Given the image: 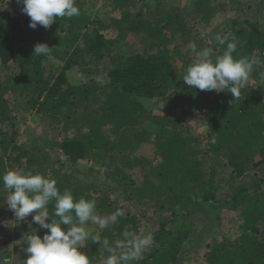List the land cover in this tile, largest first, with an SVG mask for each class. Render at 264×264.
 <instances>
[{"label":"trees","instance_id":"1","mask_svg":"<svg viewBox=\"0 0 264 264\" xmlns=\"http://www.w3.org/2000/svg\"><path fill=\"white\" fill-rule=\"evenodd\" d=\"M96 1L76 0L80 15L58 18L50 28L35 30L21 13L22 4L17 3L14 11L0 8V70L4 71L0 121L10 122L17 111L22 116L23 111L36 113L47 123V130L59 131L49 143L57 158L51 166L45 165L42 155L37 157L22 146L12 157L15 138L0 132V176L15 164V169L55 179L61 191L71 189L77 199H94L101 216L123 209L125 216L116 225L98 233L99 243H93L98 234L89 235L82 251L91 264L107 257L105 238L112 245L122 239L124 230L140 234L141 205L150 206L153 217L158 214L157 226L144 230L152 234L153 243L134 264H186L185 252L196 245L191 238L195 223L214 215L220 226L222 214L234 211L241 221L238 236L214 238L206 245L204 264H264V63L254 68L240 98L233 102L231 93L186 85L182 79L191 62L179 67L172 61V54L190 42L222 54L226 45L218 44V28L219 37L231 34L239 41L234 55L254 54L264 61V0H249L246 9L255 8L253 18L237 11L219 21L217 29L205 35L212 38L207 45L204 34L197 35L201 40L194 38L196 27L190 22L208 25L227 11L223 1L212 5L211 0H189L191 8H182L177 2L163 6L158 0H104L97 11ZM136 36L140 52L125 57L115 51ZM37 43H46L49 54L34 56ZM76 67L84 74L82 83L71 79ZM103 73L106 83L94 82ZM161 101L201 108L206 137L172 113L155 114L150 105ZM146 122L159 127L153 138L142 126ZM143 143H152V160L133 156ZM82 163L90 164L89 174L103 171V179L86 183L76 178L69 167L76 169ZM138 171L145 173L138 178ZM223 171L224 177L219 178ZM111 192L118 193L114 200ZM8 194L0 182V200ZM48 207L51 216L53 205ZM6 208L1 205L0 210ZM22 230L41 237L47 231L32 223L31 215L22 221Z\"/></svg>","mask_w":264,"mask_h":264},{"label":"clouds","instance_id":"2","mask_svg":"<svg viewBox=\"0 0 264 264\" xmlns=\"http://www.w3.org/2000/svg\"><path fill=\"white\" fill-rule=\"evenodd\" d=\"M17 3L22 4L21 13L30 18L29 27L33 30L41 26L48 29L58 18L80 15L76 0H17ZM217 41L219 45H226L219 55L210 47L198 49L195 42L188 44L195 59L187 66L182 80L200 91L231 93L234 102L240 98L254 68L264 61L254 54L234 55L239 41L231 34L218 36ZM49 51L46 43L34 46V56H46ZM0 182L8 190L7 207L17 221L31 215L32 223L47 230L42 237L37 232L23 237L27 244L24 264H91L89 256L82 251L90 235L88 222L106 229L125 216L121 208L107 215L97 214L94 199L84 196L77 199L71 189L61 191L55 179L39 172L9 169L0 176ZM50 203L53 205L51 216ZM153 239L150 232L140 235L128 230L112 245L105 238L102 243L108 255L102 264H134L152 245ZM99 242L100 236L96 235L93 243Z\"/></svg>","mask_w":264,"mask_h":264},{"label":"rangeland","instance_id":"3","mask_svg":"<svg viewBox=\"0 0 264 264\" xmlns=\"http://www.w3.org/2000/svg\"><path fill=\"white\" fill-rule=\"evenodd\" d=\"M151 2H155L156 0H150ZM211 4L214 5L216 3L223 1L227 5V11L224 13H219L215 16L214 21L210 22L208 25H204L199 20L192 19L190 24L195 25V31H194V38L201 40L197 35L204 34V38L202 39L205 42V45L207 43L212 41V38L205 36L210 35L212 31L217 29L216 26L219 21H222L223 19H227L232 17V15H235L237 11L247 13V15L254 17L255 14V8L251 9L249 7L246 9V6L250 5L249 0H211ZM232 1L233 4L231 3ZM180 5L182 8H191L192 4L189 0H158V3H161L163 6H167L170 4H177ZM104 5V0H97L95 2L94 10H100ZM233 5V6H232ZM236 5V6H235ZM255 7V6H254ZM258 7V6H257ZM0 8L1 9H8L11 11H14L18 9V4L16 0H0ZM247 11V12H246ZM258 9H257V18L261 15H258ZM103 19H105L103 17ZM221 29V28H220ZM222 30H219L218 28V34L215 37H218ZM216 40V39H215ZM140 37L136 36L134 37V40L132 42H125L120 45L119 48H117L115 51L118 52L120 55H124L125 57H129L130 55H133L135 53H138L142 50V46L140 43ZM180 39L177 37L176 44L179 45ZM198 49H202L205 46L197 45ZM179 52H174L173 55V62L177 66H182L183 63H190L192 60L195 59L194 54L192 53L191 49L187 46H182L179 48ZM106 63L104 64L105 67H108V60H105ZM3 70H0V75L3 74ZM71 79L74 83H82L84 74L81 73L79 68H74L72 72L70 73ZM107 81L105 73L100 74L99 76L95 77L94 82L99 83L101 85H104ZM18 95V94H17ZM16 97V101L18 104H22V99L20 97ZM15 102L11 101V107ZM152 109L154 110V113L160 116H163L164 114L172 113L175 116L176 120H179L181 122L186 123L188 126H190L191 130L194 131L196 134H199L202 138H205L207 135V127L206 122L204 120V113L201 111V108L197 107L196 105H192L191 107H185L182 108L179 106H173L172 104H166L164 102H158L156 105H150ZM183 110V111H182ZM15 111V110H14ZM18 112V111H17ZM14 112L11 114L10 122L9 121H0V132L5 134H13L12 137H14L15 142L12 147H10V155L12 157L16 156L18 153L17 147H24L28 149L33 155L39 157L40 155L43 156V159L45 160L44 163L47 166H51L53 162L57 159L55 153H53L50 149L49 143L51 140H53L57 135L59 131H52L47 130V123L43 122L41 120V117L36 114H29L25 113L23 111L22 113ZM25 119V121H24ZM143 128L148 131L151 135L156 134L159 130V127L156 125H153L151 122H146L143 125ZM13 147H16L14 150H12ZM135 157H142L149 160H152L154 157V147L152 146V143H143L139 146L138 151L133 154ZM15 164H12V168L9 167V169H15ZM90 166L88 163H82V167H78L76 169L69 167L70 171L73 173V175L76 178H82L81 181H85L86 183H94L97 180L103 179V171L100 174L95 173H88L86 170ZM136 168L135 170H137ZM134 171V170H133ZM144 171H138V178L141 177V174H144ZM137 175V174H136ZM225 171L220 172V175H218L219 178L224 177ZM137 177V176H136ZM114 189V188H113ZM110 191H113L112 189H109ZM118 192V191H117ZM118 193L111 192L109 196L114 200L116 195ZM7 198V195L4 197ZM121 202V201H120ZM123 204L125 208H130L128 205H125V202L119 203ZM1 205H6V200H0V209ZM138 207V203L135 205ZM132 208H130L131 211ZM140 209L141 215L140 220L142 221V225L140 226V235L146 233L144 230L148 231L150 229L156 228V219L158 214L154 215V210L150 206H144L141 205ZM156 212V211H155ZM238 213L237 211L234 212H224L222 214V224L220 226H217L216 220L214 219V215L210 216L207 221L201 220L197 221L195 223V226L192 229L191 238L195 241L196 245L193 248H189L187 252H185L183 259L184 263L186 264H204V255L207 252L206 245L209 243H212L211 241L215 238L218 241H223L226 239H235V237L238 236V227L241 224V221L238 220ZM149 223V226H146V223ZM155 222V224H154ZM87 231L89 234H100L101 230L98 225L95 224H88ZM98 234V235H99ZM28 236L25 232L22 230V221H17L13 213L8 209V207L1 211L0 210V264H24V260L27 258L25 255L24 249L27 247V244L24 242L23 237ZM149 249V248H148ZM148 249L146 251H148ZM145 251V252H146ZM104 257V256H103ZM106 257H104L105 259ZM99 262H95L94 264H102L103 260Z\"/></svg>","mask_w":264,"mask_h":264}]
</instances>
